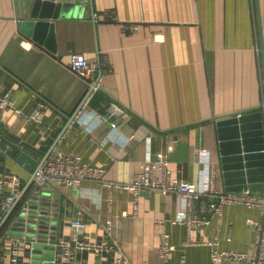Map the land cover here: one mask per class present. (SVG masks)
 Returning <instances> with one entry per match:
<instances>
[{"label": "crops", "instance_id": "obj_1", "mask_svg": "<svg viewBox=\"0 0 264 264\" xmlns=\"http://www.w3.org/2000/svg\"><path fill=\"white\" fill-rule=\"evenodd\" d=\"M44 1L32 31L45 16ZM35 2L0 0V134L38 161L52 148L49 156L61 149L105 167L103 180L49 182L61 196L57 216L64 236L102 244L77 248L74 264H249L217 261L213 253L251 252L254 222L264 220L259 207L227 204L212 212L208 203L217 198L202 194L193 212L210 221L189 231L174 222L181 206L176 192L135 194L119 185L134 181L145 159L163 151L172 175L207 191L213 167L227 190L216 116L264 110V0L63 1L71 12L42 27L43 41L18 26ZM74 52L100 65L93 79L71 69ZM42 101L47 107L41 121L28 118ZM114 104L125 111L111 115ZM180 142L188 143V156L171 159L180 154ZM10 173L20 177L21 193L35 183L34 170L0 146V176ZM10 189L5 184L4 193ZM2 199L3 193L0 264H10L16 240L19 264H32L31 244L10 232ZM74 219L85 223L81 233ZM56 258V264H66L63 256Z\"/></svg>", "mask_w": 264, "mask_h": 264}, {"label": "water", "instance_id": "obj_2", "mask_svg": "<svg viewBox=\"0 0 264 264\" xmlns=\"http://www.w3.org/2000/svg\"><path fill=\"white\" fill-rule=\"evenodd\" d=\"M29 16L18 18V26L34 39L43 41L42 27L55 25V20L71 12L70 6L60 0H45L43 20L35 23L32 31L31 20L38 17L43 0H35ZM49 18L54 20L50 21ZM220 163L224 182L229 191L251 187L264 192V110L261 106L242 112H231L216 116ZM180 154L170 155L171 159L186 158L188 143L180 142ZM0 146L30 170H36L49 156L52 148L38 161L30 152L20 150L18 141L0 134ZM180 156H177V155ZM35 184V183H34ZM30 191H23L8 211L10 232L27 237L32 248V264H56V255L62 259L57 242L64 234L60 231L62 221L58 219L60 193H53L49 183L35 184ZM54 194V197L52 196ZM60 229V230H59Z\"/></svg>", "mask_w": 264, "mask_h": 264}, {"label": "built area", "instance_id": "obj_3", "mask_svg": "<svg viewBox=\"0 0 264 264\" xmlns=\"http://www.w3.org/2000/svg\"><path fill=\"white\" fill-rule=\"evenodd\" d=\"M60 1H83V0H60ZM112 18H116L112 15ZM130 28L136 29L137 25H131ZM71 69L78 75L93 79L100 65L97 61L88 58L84 53L74 52L70 59ZM94 86H98L97 83ZM4 103L11 104V101L6 98ZM47 102L42 101L35 111L27 114V117L37 121H41L45 114ZM125 111L124 107L114 104L111 115H120ZM112 118V117H111ZM113 126L117 123L111 121ZM80 154H70L61 149L56 150L50 155L40 166H38L34 182L35 184L49 183L55 181L65 185H77L86 179L103 180L106 171L104 166L91 165L82 161ZM212 170V182L209 190H203L199 183L191 180H186L180 176L172 175L170 171V159L168 154L163 151H157L155 155H149L144 161V168L134 181L120 183V187L131 189L135 194H139L142 190H150L161 193L176 192L181 199V206L177 210L174 222H180L187 225L191 231L196 225L202 227L210 221L207 216H200L193 212V205L197 197L208 193L217 198L208 203V209L212 212H221L227 204H243L246 206L259 207L264 214V192L254 190L247 186L241 190L227 191L221 188L218 184L215 168ZM160 171L162 172L160 174ZM10 183L11 189L5 192V184ZM3 193L1 206L6 210H10L15 203L20 191V177L16 173L4 174L0 176V194ZM127 213V211H126ZM254 222L253 220H250ZM257 226V236L252 244L251 252L235 251V250H215L213 253L214 260L221 261L224 259L232 260H247L249 264H264V220L254 222ZM73 227L77 233H81L85 228V223L80 219H74ZM164 243L167 242V236H164ZM61 249V255L65 259L66 264H74L76 258V249L79 247H94L99 249L102 244L90 243L81 240L79 236L67 238L61 237L57 242ZM169 247H172L170 245ZM168 250V246H164V253ZM10 264H19V240L14 242Z\"/></svg>", "mask_w": 264, "mask_h": 264}]
</instances>
